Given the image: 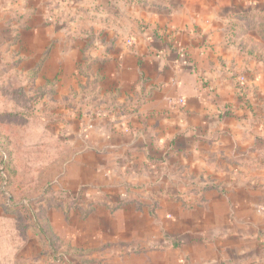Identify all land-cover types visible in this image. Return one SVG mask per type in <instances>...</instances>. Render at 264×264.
<instances>
[{
	"label": "rangeland",
	"instance_id": "obj_1",
	"mask_svg": "<svg viewBox=\"0 0 264 264\" xmlns=\"http://www.w3.org/2000/svg\"><path fill=\"white\" fill-rule=\"evenodd\" d=\"M59 4L62 0L54 5L56 12L64 9ZM32 9L27 8V0H0V264H185L182 250L187 246L178 239L193 235L192 246L200 247V242L216 236L214 227L205 233L199 227L206 198L192 201L195 189V195L206 189L223 195L241 190L240 198L252 206L244 214L231 213L235 223L228 235H242L251 240L248 247L253 252L260 250L257 245L264 242V5L256 11V21L246 27L248 32L240 29L229 38L232 61L225 70L231 97L224 114L230 127L220 138L229 140L234 127L238 142L229 149L213 150L210 142L202 145L203 161L195 174L190 166L178 167L173 161L165 176L157 161L149 166L159 174L151 183L125 180L97 189L73 181L79 172L74 164L79 149L67 139L63 118L68 109L74 117L83 106L105 109L111 102L105 98L112 94L96 97L95 88L101 87L94 72L92 79H80L60 93L53 80L36 83L39 71L29 67L33 61H25L16 46ZM75 28L83 32L80 22ZM86 72L90 71L79 69V74ZM224 173L230 178L224 179ZM163 188L173 193L166 198L160 192ZM179 204L181 210L176 212ZM182 210H194L196 227L177 228L185 224ZM261 250L264 253V246Z\"/></svg>",
	"mask_w": 264,
	"mask_h": 264
},
{
	"label": "crops",
	"instance_id": "obj_2",
	"mask_svg": "<svg viewBox=\"0 0 264 264\" xmlns=\"http://www.w3.org/2000/svg\"><path fill=\"white\" fill-rule=\"evenodd\" d=\"M57 1L27 0L33 12L16 46L25 61H33L29 67L39 69L36 83L53 80L60 93L92 79L94 72L101 87L95 88L96 97L112 94L105 109L83 106L77 117L70 109L64 114V132L79 149L75 184L97 189L125 180L151 183L159 174L149 166L157 161L165 176L173 161L195 174L202 145L229 149L238 142L234 127L229 140L221 139L230 127L224 114L231 97L225 70L232 61L229 38L240 29L249 31L264 0H62L63 11L56 12ZM76 22L83 32L75 31ZM160 192L166 198L173 193ZM191 192L192 201L206 198L200 229L214 227L216 236L200 247L192 246L193 235L178 239L187 246L185 264H264V242L253 252L250 239L228 235L235 223L231 213L244 214L252 206L240 198L241 190ZM176 208L181 210L180 204ZM191 212L182 210L185 224L178 229L196 227Z\"/></svg>",
	"mask_w": 264,
	"mask_h": 264
},
{
	"label": "built area",
	"instance_id": "obj_3",
	"mask_svg": "<svg viewBox=\"0 0 264 264\" xmlns=\"http://www.w3.org/2000/svg\"><path fill=\"white\" fill-rule=\"evenodd\" d=\"M172 102V101H171ZM176 102L178 103V104H182L183 103V100L181 99V98H178L177 100H176Z\"/></svg>",
	"mask_w": 264,
	"mask_h": 264
},
{
	"label": "trees",
	"instance_id": "obj_4",
	"mask_svg": "<svg viewBox=\"0 0 264 264\" xmlns=\"http://www.w3.org/2000/svg\"><path fill=\"white\" fill-rule=\"evenodd\" d=\"M36 70H37V71H39V69H38V68H37ZM35 73H37V72H35ZM54 258L56 259V257H54Z\"/></svg>",
	"mask_w": 264,
	"mask_h": 264
}]
</instances>
